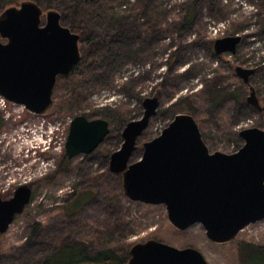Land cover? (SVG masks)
<instances>
[{"label":"rangeland","instance_id":"rangeland-1","mask_svg":"<svg viewBox=\"0 0 264 264\" xmlns=\"http://www.w3.org/2000/svg\"><path fill=\"white\" fill-rule=\"evenodd\" d=\"M116 1L109 20L104 18L105 28L109 21L113 25L98 38L101 45L121 48L114 67L98 66L85 83L58 81L54 105L44 115L0 96V196L11 199L25 185L33 192L31 204L0 236V264H41L71 241H82L90 250L111 247L124 255L152 239L179 249L194 247L209 264H243V243L264 247V220L227 244L208 240L201 224L180 231L169 222L165 206L124 195L122 176L111 171L110 160L124 142L127 124L144 115L147 98H158L160 106L140 145L157 138L179 114L195 118L211 153L233 154L244 144L242 130H264L263 114L247 102L254 88L264 106V0H198L195 26L183 34L180 24L194 0ZM9 2L0 0V6ZM117 30L121 36L112 43ZM232 36L242 37L236 53L216 56L215 41ZM237 67L256 69L249 84L238 77ZM189 68L190 77L185 75ZM77 87L80 98L78 91L72 92ZM215 90L222 93L216 104ZM80 115L109 120L111 132L97 150L73 158L69 169H62L70 127ZM142 155L143 147L131 162ZM84 194L91 198L69 213Z\"/></svg>","mask_w":264,"mask_h":264},{"label":"water","instance_id":"water-1","mask_svg":"<svg viewBox=\"0 0 264 264\" xmlns=\"http://www.w3.org/2000/svg\"><path fill=\"white\" fill-rule=\"evenodd\" d=\"M80 38L62 24L58 10L45 12L34 1L6 8L0 14V96L33 114H46L54 105L58 77L69 76L81 60ZM241 41V36L216 40V56L235 54ZM255 73L236 68L244 84ZM250 91L248 104L264 117L255 89ZM159 106L158 98L145 99L144 115L127 124L121 148L111 155L110 169L121 174L124 195L165 206L169 222L180 231L201 224L215 244L233 242L244 229L263 221L264 130H242L244 144L236 153H211L195 118L179 114L160 136L143 143L142 158L132 163L138 140ZM109 134L108 121L77 116L66 144L68 158L91 154ZM32 195L25 185L11 199L0 196V235L25 212ZM130 255L126 264H209L194 247L179 249L155 239L134 245Z\"/></svg>","mask_w":264,"mask_h":264},{"label":"trees","instance_id":"trees-1","mask_svg":"<svg viewBox=\"0 0 264 264\" xmlns=\"http://www.w3.org/2000/svg\"><path fill=\"white\" fill-rule=\"evenodd\" d=\"M10 1L11 2L5 3L4 5L0 6V14L8 7L19 6L24 1H34L38 3L45 12L51 9L58 10L62 16V24L70 28L72 32L77 33L81 36L79 46L82 57L80 62L73 69L72 73L69 76H59L58 81L75 78L76 80L80 79L79 81H81V83H85L90 79L89 74L93 75L96 69L99 70V67L100 69L111 68L118 63L121 48L112 46L106 42L101 45L98 39L101 38V32H104L105 30L108 31L113 25L111 24L112 21H109V25L107 26V28H105L104 25H106L107 23L104 21V18L109 20V18L107 17H109V14L115 7V4L117 3L116 0ZM197 9L198 0H194L189 6L187 14L180 24V34L193 29L197 19ZM121 31L122 30H120L119 32L117 30V34L112 36V43H117L115 40L113 41V39H115L114 37L116 35H120L122 33ZM174 62L175 57L173 56L170 58L169 64L173 65ZM191 73L192 69L189 68L188 70H186L185 75H187L188 77L193 76ZM78 88L79 87H77V90L76 88H73L72 92H77L79 90ZM212 95L214 104H216L217 99H220L222 97V93L220 90L212 91ZM232 97L236 98L237 96L233 95ZM78 98H80L79 91ZM75 102L78 103L79 99H76ZM86 117L90 120H93L92 116L87 115ZM106 121H108L109 125H111V122L109 120ZM119 137H122L121 134H119ZM138 145H140L139 140L137 144V150H142L143 144L140 145V147H138ZM71 163V160H69L68 157H65L63 164H66V166L62 169H69ZM90 198V194H84L78 197L72 204V206L68 208L70 210L69 213L73 214L76 210L81 209L85 202ZM130 250H127L124 255H121L111 247H106L98 250H90L87 244L82 241H71L63 243L60 247L54 249V251L49 256L43 259L41 264H126L131 257ZM240 254L243 264H264L263 246H255L252 244L243 243L241 245Z\"/></svg>","mask_w":264,"mask_h":264},{"label":"bare ground","instance_id":"bare-ground-1","mask_svg":"<svg viewBox=\"0 0 264 264\" xmlns=\"http://www.w3.org/2000/svg\"><path fill=\"white\" fill-rule=\"evenodd\" d=\"M2 97V96H1ZM3 98V97H2ZM18 106H23V105H18ZM25 107V106H24Z\"/></svg>","mask_w":264,"mask_h":264}]
</instances>
